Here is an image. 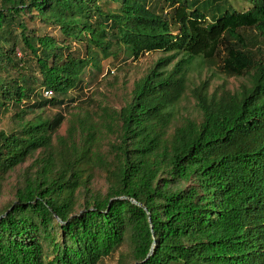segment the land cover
Returning a JSON list of instances; mask_svg holds the SVG:
<instances>
[{"label": "trees", "instance_id": "1", "mask_svg": "<svg viewBox=\"0 0 264 264\" xmlns=\"http://www.w3.org/2000/svg\"><path fill=\"white\" fill-rule=\"evenodd\" d=\"M1 1L0 114L13 111L14 129L0 130V187L31 161L0 208V264H99L115 253L116 264H264V0L242 12L225 0H105L113 10ZM32 12L60 38H28L20 16ZM154 52L166 56L120 109L101 108L94 124L74 117L51 145L65 118L46 106L72 104L100 60ZM202 66L246 83L208 93L202 82L191 90L199 122L168 132L188 72Z\"/></svg>", "mask_w": 264, "mask_h": 264}, {"label": "rangeland", "instance_id": "2", "mask_svg": "<svg viewBox=\"0 0 264 264\" xmlns=\"http://www.w3.org/2000/svg\"><path fill=\"white\" fill-rule=\"evenodd\" d=\"M201 1V0H200ZM232 6V9L236 12H242L247 10L250 7L249 0H225ZM151 3V0H148V5ZM99 5L103 10H113L117 8V5L103 0L99 2ZM2 7V1L0 0V9ZM165 13H170L171 9L167 5H163ZM163 13V14H165ZM31 14H35L32 12ZM166 15V16H167ZM21 23L27 28L26 35L28 38H31L34 34L35 36H43L45 34L51 35L55 38H60V32L58 28L49 26L43 23L37 15H30L29 13L22 14ZM13 31L16 34L19 33V30L16 26L13 27ZM262 41V39H260ZM75 48H78L75 44ZM260 48L263 51L262 58L264 59V43L260 44ZM23 51L21 49V44H18L17 49L15 50L16 58H21ZM166 54L162 52H154L145 54L140 57L138 60L127 59V61H120L121 56L117 59H107L100 60L99 69H92L93 72L85 73L83 77V90L72 91L70 97L74 99V103L66 104L64 108H45L47 115H53L61 112L64 114V121L54 137L52 138L51 145H56V137H65L67 127L70 123L74 128L76 127L77 121L74 117L82 119L84 115H88L86 124L100 122L98 116L101 115L100 109L107 108L110 110H118L123 103V100L129 95L132 91L135 83L147 74V71L151 69L156 60L165 57ZM173 62L169 65L168 68H171ZM107 70V75L105 71ZM113 74H109V71H113ZM188 90H186L183 98L173 108V123L170 125L168 132H172L173 127L178 126L182 121L186 119H193L199 122L200 114L198 113V108L196 105L195 99L190 94L200 83L207 81L208 82V93H212L219 86L225 84L226 89L230 91L237 90L239 85L245 84V78H226L221 75L215 68H210L209 66H202L201 68H193L188 73ZM12 112H7L5 115L0 114V130L9 132L14 129L13 124L11 123L10 117ZM27 118H30L27 117ZM77 128V127H76ZM105 129H101L104 131ZM112 134V133H110ZM74 138L79 137V131L73 133ZM108 135V134H106ZM114 137L115 135L112 134ZM105 143V142H104ZM39 153L38 151L36 152ZM36 154V155H37ZM30 161L23 163L14 170L7 173L4 180L1 182L0 187V208L5 205L7 202L13 200V193L16 186L21 183L22 174L25 168L30 164ZM92 189L101 194L105 193L106 190V181L101 174H95L92 181ZM125 248L120 249L124 251ZM118 253L111 255L110 257L104 258L99 264H116ZM129 264V263H128Z\"/></svg>", "mask_w": 264, "mask_h": 264}, {"label": "clouds", "instance_id": "3", "mask_svg": "<svg viewBox=\"0 0 264 264\" xmlns=\"http://www.w3.org/2000/svg\"><path fill=\"white\" fill-rule=\"evenodd\" d=\"M114 73V70L111 72V71H109V74H113ZM189 73V72H188ZM105 75H107V70L105 71ZM187 76H188V74H187ZM187 82H188V77H187ZM201 84V83H200ZM199 84V85H200ZM198 85V86H199ZM187 90H188V83H187ZM186 92V91H185ZM191 92V91H190ZM185 94V93H184ZM191 95H192V93H190ZM44 96H48V95H46V94H44ZM184 96V95H183ZM193 97V96H192ZM194 98V97H193ZM196 101V100H195ZM72 103H74V99H72Z\"/></svg>", "mask_w": 264, "mask_h": 264}, {"label": "water", "instance_id": "4", "mask_svg": "<svg viewBox=\"0 0 264 264\" xmlns=\"http://www.w3.org/2000/svg\"><path fill=\"white\" fill-rule=\"evenodd\" d=\"M136 205H138V204H136ZM138 206H139V205H138ZM151 253H152V249L150 250V253H149V255H150ZM149 255H148V256H149Z\"/></svg>", "mask_w": 264, "mask_h": 264}]
</instances>
